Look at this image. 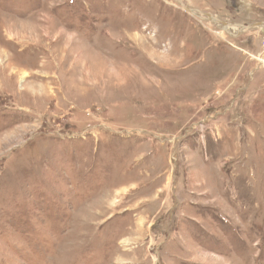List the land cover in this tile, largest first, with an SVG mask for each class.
<instances>
[{"label":"rangeland","instance_id":"374dc122","mask_svg":"<svg viewBox=\"0 0 264 264\" xmlns=\"http://www.w3.org/2000/svg\"><path fill=\"white\" fill-rule=\"evenodd\" d=\"M259 22L264 0H0V264H264Z\"/></svg>","mask_w":264,"mask_h":264},{"label":"water","instance_id":"95a60500","mask_svg":"<svg viewBox=\"0 0 264 264\" xmlns=\"http://www.w3.org/2000/svg\"><path fill=\"white\" fill-rule=\"evenodd\" d=\"M183 7L187 10V11H189L190 13H192V14H195L196 16H198V17H201L202 15L201 14H203V12H199V13H196V11L194 10V9H191V8H189V7H186V6H184L183 5ZM206 14V13H205ZM207 15V17H208V19L209 20H211V21H213L214 23H217V24H222V28L225 30V31H227V32H230L229 30H228V27L229 26H232L230 23H227V22H225V21H223V20H221V19H219V18H217V17H215V16H213L212 14H206ZM263 23L262 22H259V23H257V24H255V25H258V26H260V25H262ZM245 27H243V29H244Z\"/></svg>","mask_w":264,"mask_h":264},{"label":"bare ground","instance_id":"6f19581e","mask_svg":"<svg viewBox=\"0 0 264 264\" xmlns=\"http://www.w3.org/2000/svg\"><path fill=\"white\" fill-rule=\"evenodd\" d=\"M261 27L263 26L264 27V23L262 25H260ZM230 28L232 29V26H229L228 27V30H230ZM238 29H240V27H237Z\"/></svg>","mask_w":264,"mask_h":264}]
</instances>
